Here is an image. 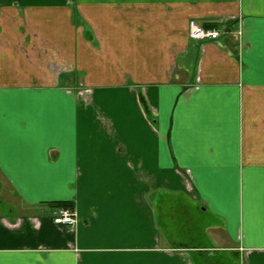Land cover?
I'll use <instances>...</instances> for the list:
<instances>
[{"label": "crops", "instance_id": "0c3cea01", "mask_svg": "<svg viewBox=\"0 0 264 264\" xmlns=\"http://www.w3.org/2000/svg\"><path fill=\"white\" fill-rule=\"evenodd\" d=\"M0 178V264H264V0H0Z\"/></svg>", "mask_w": 264, "mask_h": 264}, {"label": "built area", "instance_id": "2783aa9c", "mask_svg": "<svg viewBox=\"0 0 264 264\" xmlns=\"http://www.w3.org/2000/svg\"><path fill=\"white\" fill-rule=\"evenodd\" d=\"M188 37L194 41H215L219 32L215 28L202 27L195 21L188 23ZM55 225L74 228L77 224V215L73 207H57L52 212Z\"/></svg>", "mask_w": 264, "mask_h": 264}, {"label": "rangeland", "instance_id": "374dc122", "mask_svg": "<svg viewBox=\"0 0 264 264\" xmlns=\"http://www.w3.org/2000/svg\"><path fill=\"white\" fill-rule=\"evenodd\" d=\"M0 196L3 198V200H5L7 202H10V201L15 202L14 197L12 196V192H11L10 187L2 178H0ZM16 203L18 204V201H16ZM199 215H200V217H198V219L200 218L199 226L197 225V227H198L197 229H199V231H200V228L207 227V226H214L215 222L211 218L206 217V219H205L201 216V214H199ZM210 240H211V238H210Z\"/></svg>", "mask_w": 264, "mask_h": 264}, {"label": "trees", "instance_id": "16d2710c", "mask_svg": "<svg viewBox=\"0 0 264 264\" xmlns=\"http://www.w3.org/2000/svg\"><path fill=\"white\" fill-rule=\"evenodd\" d=\"M61 206H64V207H67V206H69V207H73L72 205H67V204H62V205H60V204H58V205H56L55 208H57V207H61Z\"/></svg>", "mask_w": 264, "mask_h": 264}]
</instances>
